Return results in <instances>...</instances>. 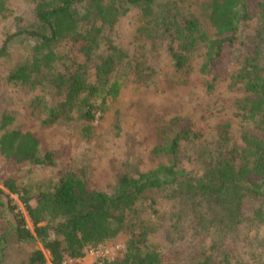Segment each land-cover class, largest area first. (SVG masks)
<instances>
[{
	"label": "trees",
	"instance_id": "trees-1",
	"mask_svg": "<svg viewBox=\"0 0 264 264\" xmlns=\"http://www.w3.org/2000/svg\"><path fill=\"white\" fill-rule=\"evenodd\" d=\"M34 4L32 21L17 17L16 28L0 47V57L14 45L29 52L5 76L1 87L18 85L31 94L34 110L43 125H54L66 117L81 123L89 137L98 115L113 113L116 135L121 131L116 106L125 82L148 85L152 62L166 55L174 74L188 73L199 44L205 47L197 68L213 91L224 76L236 85L235 104L246 123L241 145L229 144L228 123L219 126L215 143L206 146L205 165L185 167L181 141L194 131L179 128L171 120L165 138L154 150L164 157L148 171L135 175L118 173L116 189L109 194L90 187L83 169L61 170L57 182L47 188L5 177L0 186V263L11 239L40 243L24 264H62L85 256L128 233L124 253L104 264H177L148 244L150 227L140 217L143 203L152 214L159 211V197L178 202L182 214L188 209L198 227L227 235L232 219L242 208L252 206V220L264 227V0H201L200 16L168 0H29ZM132 11L139 12L131 49L114 40L119 23ZM8 12L0 0V15ZM90 26H85L86 23ZM257 23L253 33L243 25ZM211 31V34L209 33ZM62 49V53H58ZM237 53L242 59L236 57ZM0 102V154L15 164H54L53 153L41 156V144L30 131L7 130L17 119L13 101ZM75 115V117H74ZM194 136L198 134L194 132ZM13 195H17L27 217ZM199 230L198 232H202ZM218 241H222L218 239ZM258 263L264 264V238L259 242ZM186 264H234L226 247L214 242Z\"/></svg>",
	"mask_w": 264,
	"mask_h": 264
},
{
	"label": "rangeland",
	"instance_id": "rangeland-1",
	"mask_svg": "<svg viewBox=\"0 0 264 264\" xmlns=\"http://www.w3.org/2000/svg\"><path fill=\"white\" fill-rule=\"evenodd\" d=\"M174 1L200 16L202 26L206 31L209 30L210 26L202 18L198 8L201 0ZM7 9L8 12L0 15V47L7 35L14 32L17 17L32 21L34 4L29 0H7ZM138 18L139 12H130L114 32V40L127 49L132 48L130 43ZM85 26L89 27L90 23ZM257 27L255 22L249 28L243 25L242 32L253 33ZM204 47L203 40L196 49L187 74H174L166 55H159L152 62L153 78L148 85L124 83L116 103L120 111L119 135H116L113 128V113L109 111L103 116L98 115L94 131L89 137L82 134L79 121L69 118L71 114L54 125H43V116L34 110L31 101L33 95L26 94V89L18 85L1 87V77L17 63L25 61L29 54L24 45L11 47L7 55L0 57V94L10 98L17 111L16 121L7 130L18 129L34 133L41 144V156L48 151L52 152L54 164L18 165L0 154V186L5 177L12 176L35 188H47L57 182L61 170L83 169L91 188L113 194L118 173L135 175L139 171L152 169L162 161L164 156L155 153L154 149L163 143L165 130L173 119L178 120L179 128L190 127L198 134L195 137L193 132L181 141V156L188 169L195 168L197 171L203 168L206 146L215 143L222 123L230 125L229 144L241 145L246 123L235 104L239 91L236 90V85L228 86L232 82L228 76L216 83L213 91L206 88L204 81L207 79L197 70ZM57 51L62 53V49ZM236 57L243 60L240 53ZM0 102L5 104L7 100L0 98ZM13 197L27 217L28 226L32 228L22 202L17 195ZM158 199L159 213L156 216L152 214L148 203H143V206H138L141 218L131 215V221H146L150 227L148 244L177 264L189 263L204 249L214 245V242L226 247L234 264L258 263L259 242L264 238V227L252 220V206L235 213L232 221L237 225H231L234 229L224 235L213 229L204 231L199 228L190 211L184 207L188 213L182 214L181 205L173 202L169 196L164 195ZM199 230L202 232H198ZM127 237L128 233L97 248H88L84 257L66 259L62 264H104L105 260H112L124 253ZM35 246L43 249L40 243L28 245L11 239L0 264H24ZM44 253L49 257L46 250Z\"/></svg>",
	"mask_w": 264,
	"mask_h": 264
}]
</instances>
